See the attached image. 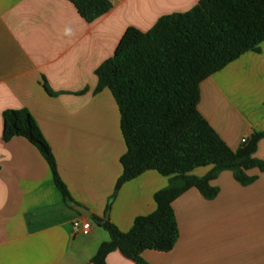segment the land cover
I'll return each instance as SVG.
<instances>
[{
  "label": "crops",
  "instance_id": "0c3cea01",
  "mask_svg": "<svg viewBox=\"0 0 264 264\" xmlns=\"http://www.w3.org/2000/svg\"><path fill=\"white\" fill-rule=\"evenodd\" d=\"M91 22L69 0H0V264H92L109 235L91 214L126 232L136 216L155 209L153 194L168 183L155 170L124 182L125 144L109 89L94 92V70L112 55L127 26L149 29L165 14L198 0H110ZM45 86L50 90L47 92ZM26 108L48 143L72 205L64 202L49 166L27 139L2 140V111ZM197 108L236 150L243 137L264 130V40L200 83ZM255 156L264 161V137ZM210 166L193 174L203 176ZM247 185L223 170L205 199L191 187L173 202L178 238L169 251L146 249L150 264H264V172ZM112 199V200H111ZM111 200L110 208L105 212ZM89 211L86 216L73 205ZM75 220H88L87 234ZM107 264H136L118 250Z\"/></svg>",
  "mask_w": 264,
  "mask_h": 264
},
{
  "label": "trees",
  "instance_id": "16d2710c",
  "mask_svg": "<svg viewBox=\"0 0 264 264\" xmlns=\"http://www.w3.org/2000/svg\"><path fill=\"white\" fill-rule=\"evenodd\" d=\"M69 1L87 22L111 8L110 0ZM263 40L264 0H198L189 10L160 16L147 30L125 28L112 55L94 70V92L109 89L118 106L126 148L112 197L124 182L146 170L166 176L168 183L153 194L155 209L136 216L126 232L108 218L91 214L109 235L91 257L92 264H107V255L115 250L136 264H150L141 256L144 250L169 251L178 238L172 202L179 195L195 187L205 199L214 198L218 188L210 182L223 170L231 171L241 185L256 180L249 170L264 172V161L255 156L264 130L254 131L232 150L197 108L200 83L242 53L256 50ZM2 119V140L21 136L33 144L64 202L72 205L53 153L30 112L8 108ZM203 166H210L206 174H193Z\"/></svg>",
  "mask_w": 264,
  "mask_h": 264
},
{
  "label": "built area",
  "instance_id": "2783aa9c",
  "mask_svg": "<svg viewBox=\"0 0 264 264\" xmlns=\"http://www.w3.org/2000/svg\"><path fill=\"white\" fill-rule=\"evenodd\" d=\"M247 137H243L241 139V142H245ZM73 227L75 228V231L80 232L82 234H87L90 229V223L88 220H75L73 222Z\"/></svg>",
  "mask_w": 264,
  "mask_h": 264
},
{
  "label": "water",
  "instance_id": "95a60500",
  "mask_svg": "<svg viewBox=\"0 0 264 264\" xmlns=\"http://www.w3.org/2000/svg\"><path fill=\"white\" fill-rule=\"evenodd\" d=\"M73 207H74L76 210H78L80 213H82V214H84V215H86V216L89 215V211H88L85 207L80 206V205H77V204L73 205Z\"/></svg>",
  "mask_w": 264,
  "mask_h": 264
}]
</instances>
